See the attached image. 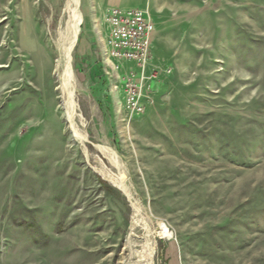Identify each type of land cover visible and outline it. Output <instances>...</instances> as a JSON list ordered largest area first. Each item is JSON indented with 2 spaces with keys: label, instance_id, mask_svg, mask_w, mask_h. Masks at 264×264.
I'll return each instance as SVG.
<instances>
[{
  "label": "rangeland",
  "instance_id": "1",
  "mask_svg": "<svg viewBox=\"0 0 264 264\" xmlns=\"http://www.w3.org/2000/svg\"><path fill=\"white\" fill-rule=\"evenodd\" d=\"M68 1L0 0V264H264V0H80L72 124ZM112 7L149 11L142 67H106Z\"/></svg>",
  "mask_w": 264,
  "mask_h": 264
},
{
  "label": "built area",
  "instance_id": "2",
  "mask_svg": "<svg viewBox=\"0 0 264 264\" xmlns=\"http://www.w3.org/2000/svg\"><path fill=\"white\" fill-rule=\"evenodd\" d=\"M106 25L104 61L110 73L122 69L123 62L138 67L149 58L155 24L147 9L112 7L104 15ZM109 73V71H108ZM133 70L125 72L123 80L125 107L130 112L143 109V87Z\"/></svg>",
  "mask_w": 264,
  "mask_h": 264
},
{
  "label": "bare ground",
  "instance_id": "3",
  "mask_svg": "<svg viewBox=\"0 0 264 264\" xmlns=\"http://www.w3.org/2000/svg\"><path fill=\"white\" fill-rule=\"evenodd\" d=\"M68 3H69L68 6L71 12V24H70V29H69L71 35L69 34L68 35L71 36V38H69L71 40H70V43L67 42V44L69 43V45L64 48L62 57L56 60V66L62 67V77H61V82H60V88L65 93V101L63 102V105L66 108V117H67V120L72 124V119H73V116L75 115V114L73 115V113H74L76 106L73 100V88H72L73 74H72V69H71V59H72L71 50L76 43L77 35L79 31V25L83 22V16L79 10L80 0H69ZM107 156L113 163L117 164V157L114 152H109ZM100 172L103 175L102 177H104L114 187L122 191L125 195L129 196L128 187L122 179H119L113 173L111 174L109 173V171L106 172L103 169H101ZM162 223H160L161 226H160L159 233L163 237L164 236L170 237L171 236L170 231L166 229V226L163 225ZM135 226H136V221L133 223L131 227L133 228ZM147 242L149 246V241L147 240Z\"/></svg>",
  "mask_w": 264,
  "mask_h": 264
},
{
  "label": "crops",
  "instance_id": "4",
  "mask_svg": "<svg viewBox=\"0 0 264 264\" xmlns=\"http://www.w3.org/2000/svg\"><path fill=\"white\" fill-rule=\"evenodd\" d=\"M112 6H118V5H112ZM105 35H106V33H105ZM83 46H84V44H83ZM84 48H85V46H84Z\"/></svg>",
  "mask_w": 264,
  "mask_h": 264
}]
</instances>
